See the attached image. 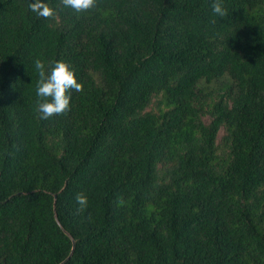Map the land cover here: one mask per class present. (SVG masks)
<instances>
[{"label":"trees","instance_id":"16d2710c","mask_svg":"<svg viewBox=\"0 0 264 264\" xmlns=\"http://www.w3.org/2000/svg\"><path fill=\"white\" fill-rule=\"evenodd\" d=\"M31 2L0 0V264L63 261V229L62 264H264V0ZM36 59L82 83L67 113Z\"/></svg>","mask_w":264,"mask_h":264},{"label":"clouds","instance_id":"9594fccd","mask_svg":"<svg viewBox=\"0 0 264 264\" xmlns=\"http://www.w3.org/2000/svg\"><path fill=\"white\" fill-rule=\"evenodd\" d=\"M65 8H71L76 13L86 12L96 6V0H61ZM29 9L37 17L53 19L56 15L55 9L43 0H35L29 4ZM212 11L219 17L228 13L222 6L221 0H213ZM34 67L38 73L36 82L37 112L41 120L49 119L55 115H62L70 110V91L81 92L82 83L78 82L74 71L63 60L55 61L50 68L40 59L34 61ZM76 213L83 214L88 206V198L78 192L75 195Z\"/></svg>","mask_w":264,"mask_h":264},{"label":"rangeland","instance_id":"374dc122","mask_svg":"<svg viewBox=\"0 0 264 264\" xmlns=\"http://www.w3.org/2000/svg\"><path fill=\"white\" fill-rule=\"evenodd\" d=\"M213 95V93H212ZM201 119L204 123H208L211 119V116L208 114L207 111H205L202 115H201ZM223 134V128L220 127L219 130L217 131V134H216V142H219L220 141V138Z\"/></svg>","mask_w":264,"mask_h":264},{"label":"water","instance_id":"95a60500","mask_svg":"<svg viewBox=\"0 0 264 264\" xmlns=\"http://www.w3.org/2000/svg\"><path fill=\"white\" fill-rule=\"evenodd\" d=\"M54 199H55V194H54ZM54 217H55V220H56L57 223H58V220H57V217H56V213H55V211H54ZM58 224H59V223H58ZM63 232H64V233L70 238V240H71V242H72V245H71V250H70L68 256H67L63 261H61V262H59V263H57V264H62L64 261H66V260L71 256V254H72V252H73V249H74V244H75V240L72 239V237L70 236V234H69L66 230H64V229H63Z\"/></svg>","mask_w":264,"mask_h":264}]
</instances>
